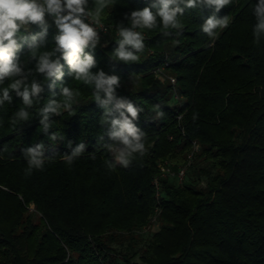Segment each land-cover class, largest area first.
I'll use <instances>...</instances> for the list:
<instances>
[{"label": "trees", "instance_id": "16d2710c", "mask_svg": "<svg viewBox=\"0 0 264 264\" xmlns=\"http://www.w3.org/2000/svg\"><path fill=\"white\" fill-rule=\"evenodd\" d=\"M152 2L112 0L100 20L113 28L93 51L92 72L119 76L116 96L143 108L134 123L146 134V151L128 168H108L114 141L93 86L70 75L63 60L61 79L35 70L39 55L55 48L51 16L35 58L27 43L20 50L27 83L36 80L42 92L26 108L27 120L16 119L25 106L10 88L11 102L0 105V264H264V32L253 35L258 0H232L221 9L217 15L229 25L214 37L201 28L212 14L207 8L186 9L182 30L137 29L145 38L140 59L115 61L116 24L129 26L125 15ZM95 6L89 0L91 12ZM42 31L34 24L21 28L28 43ZM16 78L0 83V96ZM62 86L79 93L71 109L41 123L49 100H63ZM81 143L69 165L64 157ZM41 144L44 167L26 175L25 153ZM167 164L173 172L186 166L182 183L161 176ZM155 216L159 231L138 234Z\"/></svg>", "mask_w": 264, "mask_h": 264}, {"label": "clouds", "instance_id": "9594fccd", "mask_svg": "<svg viewBox=\"0 0 264 264\" xmlns=\"http://www.w3.org/2000/svg\"><path fill=\"white\" fill-rule=\"evenodd\" d=\"M111 3L112 0H95V9L90 12L88 10L89 0H42V2L41 0H0V83L5 78L17 77L2 90L0 105L5 101L11 102L10 88L22 98L25 106L16 113V119H28L29 113L26 108L32 106L33 97H39L42 86L36 80H33L29 86L27 79L30 71L25 72L20 62L19 52L27 43L28 49L32 51L33 58H35L37 50L47 42L45 37L48 33V25L45 17L46 15L51 16L57 29L53 38L55 48L39 55L35 70L44 74L49 80L53 77L61 79L65 74L63 71L65 64L61 63L63 60L70 75H74L76 80L86 85L93 86V96L96 102L105 107L102 121L110 126L108 135L114 141L113 145H109L114 161L108 163L109 170H114L116 164L128 168L136 154L140 156L145 154L146 134L134 123L138 120L139 112L143 111V108L137 107L131 101L118 98L115 94L116 89L120 87V77L108 75L103 70L92 72V69L97 66L93 51L100 42V35L86 21L89 16H92L94 22L99 24L101 14ZM231 3L232 0H154L143 9L131 11L124 17L129 26H125L122 21L116 24L120 39L117 42L118 46L114 49V60L136 62L140 59L138 53L143 52L145 48V38L142 31L137 29L151 30L162 26L165 30H182L179 17L184 15L186 9L207 8L212 10V14L207 17L201 28L209 37H214L217 29L228 27L229 18L227 16L220 18L217 13ZM254 15L256 24L253 28V35L258 38L259 34L264 32V0H258L254 6ZM157 18H159V25ZM33 24L41 26L43 31L32 36L31 42L28 43L29 37L21 34V28ZM164 34L169 35L170 33L166 31ZM176 42L179 43V41ZM102 93L106 97L104 100H101ZM60 94L63 97L61 102L49 100L40 110V114L43 115L41 123L48 119L49 113L59 115L61 109L70 110L74 97L79 93L62 86ZM110 103H114V108L107 107ZM114 111L118 112V115H113ZM158 115L163 116V112H159ZM15 122L14 120L13 123ZM47 127L48 125L45 124V128ZM42 147V144L37 145L36 148H30L25 153L28 157L26 175H30L33 169H43L44 158L40 151ZM83 149L84 144L81 143L72 156L64 157V159L71 165L73 157L81 154Z\"/></svg>", "mask_w": 264, "mask_h": 264}, {"label": "built area", "instance_id": "2783aa9c", "mask_svg": "<svg viewBox=\"0 0 264 264\" xmlns=\"http://www.w3.org/2000/svg\"><path fill=\"white\" fill-rule=\"evenodd\" d=\"M88 10L91 12L90 9H88ZM86 22L90 23L96 29V31L100 35V38L106 37L113 28L112 26L104 23L101 20H100L99 24L95 23L92 16H89L88 20ZM172 80H173V82H175L174 79H172ZM195 149H197V147H195ZM188 165H189V163H188ZM185 175H186V166L179 168V170L177 172H173L171 167L168 164L162 168V174H161L162 177H167V176L175 177L179 183H182L184 181ZM153 183H154V186L157 190V195H158L159 191H160V181H159V179L156 178V179H154ZM157 221H158L157 216H155L151 219V223H153V222L156 223ZM148 230H149V227L147 226L145 228V231H148Z\"/></svg>", "mask_w": 264, "mask_h": 264}, {"label": "rangeland", "instance_id": "374dc122", "mask_svg": "<svg viewBox=\"0 0 264 264\" xmlns=\"http://www.w3.org/2000/svg\"><path fill=\"white\" fill-rule=\"evenodd\" d=\"M41 2H42V0H41ZM89 9H90V7H89ZM108 37H109V34H108L106 37H101V38H100V41L105 42V41L107 40ZM159 74L161 75V78H162V79H163V78H167V79H169L172 83H175V82H173V80H172V79H174V78H172L170 75H167V74H164V73H163V74L159 73ZM174 80H175V79H174ZM187 164H188V163H187ZM148 227H149L148 232L144 231V232H140V233H138V234L142 235L141 233H144V235H142L143 237H146L147 235H150V234H154V233H156V232L159 231L160 223H159V221H157L156 223H155V222L151 223V220H150V223L148 224Z\"/></svg>", "mask_w": 264, "mask_h": 264}]
</instances>
